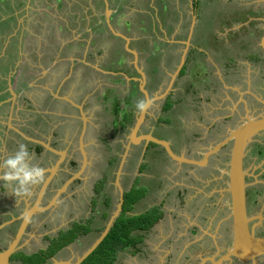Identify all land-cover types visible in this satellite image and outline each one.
<instances>
[{
	"label": "rangeland",
	"instance_id": "1",
	"mask_svg": "<svg viewBox=\"0 0 264 264\" xmlns=\"http://www.w3.org/2000/svg\"><path fill=\"white\" fill-rule=\"evenodd\" d=\"M54 1L56 0H34V6H31L32 9L28 8L25 11L24 7H22L21 16H19L20 18L16 21L19 28L25 30V33L23 32V47L24 51L28 52V56L23 57L24 62H32L34 64L47 61L49 63L50 58L48 56V59L43 57L40 59L42 61H37L36 57L30 55V52H32L30 50H32L33 47H36V44L38 43V41L35 40V35L37 34L43 39L50 40L49 37L54 30L56 31L60 26L68 25L70 23L69 16L71 19L79 17L85 18V14L89 13L87 10L88 8H85L86 6H83L84 8L80 7V0H67V3H60L59 8H57L56 5H53ZM184 4L185 3H183V5ZM178 5L170 6L166 12H164L166 9L161 10L163 15H160V17L166 15L168 25L166 27L163 26L166 31L161 35L158 34V37H162L166 41V44L161 45V48L156 53L157 56L147 57V54L141 56L139 58V65L142 69L144 68L146 71H149L150 79L148 85L152 88L148 91L153 99V104L148 109V113L150 114L149 117L150 120L152 119V122H156L157 120L161 123L157 125L159 129L157 134L161 138H172L175 142L181 141L182 146L177 148V152L180 154H187L199 158L208 148L219 143L223 138L222 134H225L220 133V135H218L217 133H213V131L210 132L208 129V125L212 126L217 122V119H220V111L217 110V107L222 108L221 103L226 101V104H224L228 111V113L226 112V117L232 115L233 111L237 108L238 111L241 110L240 105L237 106L240 104L239 99H242L245 104L248 102H250V104L255 103L253 99H248L250 97L242 98L243 92L240 93L241 97L239 98L238 93L241 91L240 86L247 85L250 87L251 85V87H253L252 91L257 92L256 97L262 102L264 101V82L263 84H259L260 87L256 89V83L254 81L251 83L250 76L246 75L247 79L244 77L237 78L227 76L229 72L235 70L232 69L235 67L239 73L245 76L244 72L241 70L244 69V64L247 65L248 69L258 67L257 64H259V62L254 61L253 59L251 67V60H248V55L253 53L257 54L255 47L257 48L259 40L258 35L261 36L263 34L262 26H264V24L261 22L262 20L264 21V0H195V7H197V9L195 10L194 15L197 16L198 23L195 29L196 34L190 39V46L186 48L185 55L194 63L197 56L196 54L199 52V50H196V46H198L200 49L207 52V65L210 69L207 72L206 64H203V60L206 58L203 54H199L200 60L198 61L200 62H198L199 64L197 63L198 67L196 72L191 73L192 70L188 71L186 73L188 75H184L181 79L183 82H176L174 86L176 89L172 95V102L176 99L180 102H177L175 105L172 104L171 109L164 112L163 105L166 100H163V93L169 84L170 75L175 72L183 56L181 55V52L185 46L183 42V45L179 42H185L187 40L188 31L191 25V16H186L184 18L181 5H179V7ZM139 11L141 10H139L137 4H133V6L129 8L128 16L126 18L131 22L134 20L138 21L137 12ZM183 11L186 12L187 10L183 9ZM6 15L10 16L8 13ZM24 15H27L26 17L30 19L26 20L23 26L21 18ZM139 16L141 20L143 16ZM180 16L184 19V22H186V25L184 24L182 29H180L181 26H178L180 25ZM12 23L14 24V21H12ZM17 23L15 22V24ZM241 23H244L245 26L237 33H227V31H229L228 29L238 28ZM224 24H226V40H219V37L224 35V31L220 29ZM15 27L16 25H14L13 28ZM75 27H77V25ZM87 27L91 28L86 25L85 28ZM176 29H178L177 34H175ZM182 30L184 32H182ZM21 31L17 32V37H20ZM136 34L137 32L135 29L130 31V35H133L134 37ZM163 35L165 37H163ZM250 35L254 36L250 38ZM76 38H78V35H76ZM71 40H73V38H71ZM17 42L20 43V41ZM75 42L78 43V41ZM101 42L102 41L97 42L96 45L93 46V50L106 46L107 42ZM152 45L158 48L159 43L154 40V44ZM114 46L119 49L116 43ZM213 49H217L219 52H213ZM102 50L106 52L107 48L104 47ZM230 54L239 56L236 58L237 61L233 62L231 65L227 64V57ZM70 56L78 57L79 54L71 51ZM216 56L217 58H215ZM8 57L9 56L2 57V60L0 59V65L5 61H8ZM92 58L93 60L95 58L100 59L99 61L102 63L100 56L89 57L91 62H93ZM65 62L67 61L65 60ZM43 64L47 65L46 62ZM57 66H54L52 67L53 69L49 70L58 69L59 67ZM154 66H156L159 71L155 72ZM128 67L134 69L132 64H129ZM24 69L27 76L34 75L31 68L24 67ZM57 72L58 71H56V73ZM80 74L79 69L78 75ZM38 75L40 74H37L36 77ZM135 77L140 78L139 76ZM210 80L213 82L223 81L225 84L226 98H223V100L219 102L220 104H216V97H214L212 103H204V101L208 99L205 90L209 88L210 83L208 82ZM46 82L48 83L46 77H40L36 84L45 85L47 84ZM114 85L118 89L117 92L114 89H110L114 87ZM21 86L22 87H19V89L17 88L16 91V93L19 92L18 97L16 98L17 103L20 104L23 102L24 107L27 109V101H24L26 99L22 98V95H25L26 97H29L30 101L32 100L31 104L36 109H27L22 113V128L24 132L27 131L32 134L40 131L39 133L42 136H40L39 139L36 137H33V139L39 140L48 145V134L53 129V126L45 124L46 121L43 116L47 119H50V117L45 115L42 111L52 110L54 107L58 110L59 107L58 105H53V102H50L49 104L47 100L48 96H42L41 92L37 90L39 88L35 87L34 84L31 86L30 82L28 83V81H25ZM94 86L97 90L93 102L96 110L95 108L93 109V105H85L86 112L89 114L88 119H86L85 122L89 123L92 121V124H89L90 126L88 127L90 132L85 137L84 146L86 147L83 148V151L89 159V164L86 163L83 171L80 172L83 162L80 152L76 149L74 151V156L78 165L70 169L65 168L67 173L62 172L63 174L61 172L60 174L58 173V165L54 172L56 177H61L56 188H58L63 182L72 178L73 174L79 172V178L76 179L83 180L84 184L87 185L86 192L82 193L83 195H79L78 192L80 188H82V184L80 185V182L75 179L76 181L74 180L75 182H71L65 192L60 195L58 194L56 197L57 200L54 198L56 195L55 192H57L62 185L55 191L52 189L50 193H46V202L43 204L42 201V206L46 205L48 202L50 205L47 208H44L41 212L52 207H54V209L60 207L62 210L64 209V211L60 212L58 210H51L46 216H43L45 213L34 215L24 237L22 238V243H24L23 246H28L27 250L29 251H37V249L46 248L50 243V240L46 239L47 236L57 234L60 228L67 229L71 227L74 222L87 223L89 220H93L94 223L92 226L94 229V235L92 239L95 236V239L93 240L95 241L99 237L101 233L95 232V228L103 226L105 229L108 220L105 221L100 219L101 214L104 212V207L101 205L100 199H92L93 195L96 196L92 191L93 183H97L99 181L98 179H103L108 175V183L106 186H103L102 189V198L104 196H112L113 199H116V201L118 200L117 187L115 186L114 188L112 183L116 178V172L121 163L120 155L122 156L125 153L124 145H126L127 142L124 141L130 131L129 128L133 125L129 126L126 130L118 132L115 130L114 126L116 125L117 129H121L120 125L122 121L120 118L115 121V116H113L112 112H109L108 109L110 108L113 110L118 107L120 113L124 111L125 101L128 99L126 96L130 94L132 83L126 80L122 86L117 82L113 75L101 73L95 79ZM188 86L190 89H187ZM136 87H138V85ZM67 89L69 90V86ZM228 90L236 91L237 96L228 94ZM87 91L88 93L93 92L92 90L89 91V88ZM198 91L200 93L197 94ZM0 97H9L7 98V100H9L11 95L3 92L0 94ZM141 97L144 96L140 90L138 98ZM100 98H103V101L100 100ZM40 105L43 109L39 108ZM60 107L62 106L60 105ZM195 108L199 110V113L198 111H195ZM9 109L10 107L8 106H2L0 107V113H2V115L5 114L4 116H8V113H10ZM37 110L43 114L40 113L38 116ZM221 110L223 111V108ZM89 111L92 112V115H90ZM86 112L84 113L85 117ZM76 113H79L76 109L71 111V114L73 115H76ZM4 116L3 119L5 120ZM125 116L129 117L128 114ZM201 116H203L202 119ZM55 118V125L58 127L55 131L65 133L63 128L64 124H66L64 127L71 128L69 126L71 123L65 121L63 116ZM15 121L19 122L18 116H15ZM73 123L76 125L75 127L77 130L81 128V124L78 121ZM237 125L235 119L226 122V136L229 131L233 130ZM139 130V133L144 134L146 132V130L143 129ZM0 134H2V131H0ZM58 138L59 137H55L54 140L57 141ZM63 139L68 140L66 137H63ZM76 139L77 138H74L72 141ZM129 150L131 151V149ZM132 151V160L128 162L127 166H125L126 169L125 167L123 168L124 175L120 179L121 186L126 190L130 188L131 183L134 180V175L139 168L138 165L142 162L141 164H144L145 167L141 170V175L138 177L139 181L137 180V182L146 189L145 196L135 205L132 215L140 214L147 209L152 208L154 204H160L164 210L165 219L154 226L148 234L147 241H145L143 247V252L145 254L135 255L133 252L120 253L116 264H250L236 261L232 257L228 259L224 257L227 255L228 249L232 243L228 215L229 199L227 194L225 195L224 193L227 187L226 169L229 162V147L223 150V153L212 156L209 164L207 163V167H202L204 169L202 170L203 173L198 170V167H189L185 165L179 166L175 161H171V165H168L169 167H167L164 164H160V160L158 162L157 159L154 161L152 158L148 160L141 158L140 160L142 148L139 146L133 148ZM247 154L245 169L247 172V183L250 187L248 190V212L249 217L251 218L250 225L254 228L256 234L261 235L264 233V191L261 195H254V191L256 189L264 190V134L248 145ZM33 158L37 161L34 163L45 167L46 179L50 177L51 170L57 163V158L53 157L52 154H46L45 159L43 157L39 159V156ZM113 159H115L116 162L110 164V161ZM0 160L2 159L0 158ZM164 172L165 174H163ZM206 172L215 176L214 181H219L218 183L220 187H218L216 183L210 185V183L206 184L204 180L203 182L200 181L202 179L201 176L206 174ZM43 184L37 185L33 188L30 195L32 197L31 199L29 196L22 197L26 203H23L20 200L21 197L15 198L14 194H7L4 189L0 188V238L3 237L2 240H0V250L5 249L10 244L13 237L11 240H7L6 238L8 236L6 237V234L9 235L8 231L12 228L13 232H16L18 224H15V222L22 218L26 208L34 205L36 195L40 192ZM256 184H259L262 187L255 188L254 186H256ZM195 191L197 193H195ZM178 192L183 194L182 198L177 195ZM201 193L205 195L203 198ZM195 198L197 200H195ZM1 205L4 209L1 208ZM207 205L209 206L208 212L204 208V206ZM225 208L226 213L224 214L223 209ZM197 226L203 228V233L201 231L200 233H195L193 235L194 238H192L189 230ZM224 226L226 227V233L222 232ZM3 234H5V236H3ZM88 242V238H86V240L81 239L79 243L83 246L80 244H73L70 246L69 250L61 252L57 257H61L60 259L63 261L72 260V263H74L93 243ZM254 264H264V258H258Z\"/></svg>",
	"mask_w": 264,
	"mask_h": 264
},
{
	"label": "crops",
	"instance_id": "2",
	"mask_svg": "<svg viewBox=\"0 0 264 264\" xmlns=\"http://www.w3.org/2000/svg\"><path fill=\"white\" fill-rule=\"evenodd\" d=\"M33 1L34 0H0V59L4 56H9L8 61H5L0 65V94L5 92L11 95L9 100H7L9 97H0V107H10V113H8V116H4L5 114L2 115V113H0V131H2V134H0L1 159L14 152L18 143L20 142L25 144L27 143L26 145L29 147V150L32 151L33 157H42L44 154H52L53 157H56L55 154H53L51 150L44 147L43 144L34 143L28 141L25 138V136H27L30 138L36 137L39 139L40 136H42L39 133L40 131L32 134L27 131L24 132L22 128V113L27 109L36 110L31 104L32 100L30 101L29 97H26L25 95H22V98L26 100H22L27 101V109L24 107L23 102L19 104L16 101V98L19 94V92L16 93L17 88H21V85H23L25 81H28V83L30 82L31 86L34 84L35 87L39 88L37 90L41 92L42 96L47 95L49 104L50 102H53V105H58L59 107L58 110H56L54 107L52 110L42 111L45 113V115L50 117V119H47L45 116H43L46 121L45 124L53 126V129L48 134V146L52 149H55L56 151L67 154L68 148L73 145V143L76 146L77 142L76 148L78 151H80L81 158H83L82 152L83 148L86 146L81 144V137H84L85 142L87 126L88 124H92V121L89 123L85 122L89 115L86 112L85 105H93V109L95 108L96 110V107H94L95 104H93V102L97 91L94 86L97 76L101 73L113 75L117 82L122 86L126 80H128L132 83L130 91L134 89V86L138 85L139 89L137 87V90L140 92V80L143 79V77L140 75V71H142L144 73V77L146 78L144 88L147 91L150 90L152 87L148 85L150 79L149 71H146L144 68L142 69L140 67L139 58L146 54L147 57L157 56V54L154 52V46L152 45L154 44V40H156L157 43L165 42L164 44H166V41L162 37H158V34L161 35L164 31H166L164 30L163 26L166 27L168 25L166 15L160 17V15H163L161 10L166 9L164 10V12H166L170 6L172 7L179 4L182 8L183 17L185 18L186 16H191V25L188 31L187 40L185 42H179L180 44L183 42L185 46L181 52V55H184L186 48L190 46V44L187 45L186 42L190 43V39L195 36V29L198 23L197 16L194 15L195 10L197 9V7H195V0H80V7L84 8L83 6H86L85 8H88L87 10L89 13H86L85 10V13L87 14H85V18L79 17L71 19L69 16L70 23L68 25L60 26L56 31L54 30L52 35L49 37L50 40L43 39L40 35H35V40H37L38 43L36 44V47H33V49L30 50L32 51L30 52V55L36 57L37 61H42L40 59L43 57L47 58L48 56L50 61L49 63L47 61H42L43 63L46 62L47 65H44L42 62L33 64L32 62L29 63L23 61V57L28 56V52L24 51L23 47L25 30L23 28V30L20 29L16 21L20 18L19 16H21L22 7H24L25 11L28 8L32 9L31 6H34L35 3ZM67 2V0H56L54 1L53 5H56V7L59 8L60 3L64 4ZM183 3L185 4L183 5ZM133 4H137L139 10L141 11L137 12L138 21L134 20L131 22L126 17L128 16L129 8H131ZM183 9H186L187 11L184 12ZM7 13L10 16H7ZM139 15L143 16L141 18L142 21L140 20ZM26 16L24 15L21 18L23 26L26 20L30 19ZM12 21H14V24ZM15 22L17 24H15ZM179 23L180 25L178 26H181L180 29H182L184 24L186 25V22H184V19L181 16ZM14 25H16L15 28H13ZM76 25L77 27H75ZM86 25L91 28H85ZM132 29H135L137 32L135 37L130 35V31ZM220 29L222 31L226 30V24H224L223 27H220ZM18 31H21L20 37H17ZM182 32L184 31L182 30ZM177 33L178 29L175 30V34ZM75 34L78 35V38H76ZM163 37L165 36L163 35ZM71 38H73V40H71ZM17 41H20V43ZM75 41H78V43ZM99 41H102L101 43H103V41L107 42L106 46H104L107 48L106 52L102 50L104 47L93 50V46ZM115 43L118 45L119 49L114 46ZM197 47L198 46H196V50ZM71 51L78 53L79 56H70ZM214 51L219 52L217 49H213V52ZM95 56H100L102 63H100V59L97 58L94 60L92 58L93 62H91V59L89 60V57L91 58ZM215 58H217V56ZM65 60L67 62H65ZM129 64H132L134 69H130L128 67ZM54 66L59 68L55 70H49L53 69L52 67ZM24 67L31 68L34 75L27 76L26 71L24 72ZM79 69L81 73L80 75H78ZM56 71L58 72L56 73ZM37 74L40 75L36 77ZM135 76H139L140 78ZM40 77H46L48 83L46 82L47 84L45 85L36 84ZM177 80L178 77L175 79V81ZM68 86L69 90L67 89ZM88 88L89 91L92 90L93 92L88 93ZM110 89H114L116 92L118 91L115 85ZM148 93L150 94L149 91ZM100 100L103 101V98H100ZM60 105L62 107H60ZM39 108L43 109L41 105ZM69 108L72 110H69ZM74 109L78 110L79 113H76V115L71 114V111ZM42 112L38 111L37 115L39 116L40 113L43 114ZM85 112L86 117L84 114ZM89 113L92 115L91 111H89ZM137 115L138 113L134 109L135 118ZM3 116L5 117V120L3 119ZM15 116H18L19 122L15 121ZM61 116L64 117L65 121H67V119H79L82 121L83 124L80 132L65 131V133H63L55 131V129L58 128L55 125V117L60 118ZM84 126L85 133H82ZM132 128L133 127L129 128L130 131ZM130 133H128L124 141L127 142L126 144H129L130 142ZM55 137H59L57 141L54 140ZM63 137H66L68 140L63 139ZM74 138H77L75 142L72 141ZM132 146L136 148L139 145L132 144L131 147ZM36 147L41 148L40 150L42 152H39L38 150L36 151ZM141 155L140 160L142 158ZM65 158L62 160V162L65 160ZM35 160L36 159L33 158L32 162H37ZM48 186L42 197L46 195ZM68 187L66 189H68ZM38 194L39 193L36 195V200L38 199ZM29 198L31 199L32 197L29 196ZM20 200L23 203L25 202L22 197ZM69 248L70 247H67L66 249L69 250ZM60 258L61 257L57 259L61 260Z\"/></svg>",
	"mask_w": 264,
	"mask_h": 264
},
{
	"label": "water",
	"instance_id": "3",
	"mask_svg": "<svg viewBox=\"0 0 264 264\" xmlns=\"http://www.w3.org/2000/svg\"><path fill=\"white\" fill-rule=\"evenodd\" d=\"M186 44L189 45V42H186ZM261 44L264 48V35L261 38ZM185 53L186 52H184L180 64L175 70V72L170 75L169 84L165 92L163 93L164 98L172 90V86L175 82V79L181 73V70L186 62ZM140 75L143 77V79L140 80L141 82L140 90L144 95V98L151 97L148 91L144 88L146 83V78L144 77V73L140 71ZM152 104L153 102L150 103L149 108L152 106ZM148 109L144 113L138 114L129 136L130 142L129 144L124 145L125 153L124 155L121 156V163L116 172V178L114 181V185L117 187L118 190V200L107 222V225L105 226V229L103 230V232H101L99 237L91 244V246L88 249H86L74 263H72V260L62 261L53 258L51 264H81L86 258H88L96 250V248L103 242V240L109 234L110 230L114 226L115 221L120 216V213L123 210L124 190L121 186L120 179L123 174V167L126 161V156L128 155V151L132 144L140 145L142 142H146V144L151 142L153 144L163 147L167 152L168 156L173 161L179 164L186 163L196 166H206L212 155L218 153L225 145L231 143L232 145L229 151V162L227 164V169H226L227 187L225 191L229 199V220H230V231H231L230 234L232 238V243L230 248L228 249L227 255L224 257L226 259L232 257L236 261L250 263V264H254L258 258H263L264 236L257 235L254 232V228H252L250 225L251 218L249 217V212H248V197H247V189L249 184L247 183V172L246 169L244 168V159L247 153V147L249 143H251L252 139L256 135L264 132V114H259L255 117L248 115L246 118L247 120L244 123L235 127L233 130L229 131L228 135L224 140L217 143L215 146H212L211 148L207 149L206 152L203 154V159L197 161L194 159L186 158L183 155H177L176 153H174L168 141L156 138L151 134L137 135L142 123L144 122L145 115L148 113ZM82 133H85V126ZM25 138L28 141L43 144V146L51 150L53 154L58 155L60 159L57 161L55 167H53L52 170L50 169L51 175L44 182L38 194V199L35 201L34 205L30 208H27L24 211V215L22 216L20 227L18 228L15 236L12 238L10 244L5 249H2L0 251V264H13L11 261V257L13 256L14 253L18 251L19 242L22 240L26 232V229L31 222L32 217L37 212H41L44 210V208L40 206L42 195L46 190L48 184L52 180V178L55 176L54 172L57 166L61 164L62 160L66 156V153L56 151L55 149L50 148L47 144L39 140L27 136H25ZM81 144L84 145V137H81ZM82 157H83L82 158L83 165L81 167L80 172L83 171L84 165L88 163V158L84 151L82 152ZM78 174L80 173L78 172L76 174H73V177L62 185V187L56 192V195L54 197L55 199L58 196V194L60 195L66 190V188L71 184V182H73L76 178L77 179L79 178Z\"/></svg>",
	"mask_w": 264,
	"mask_h": 264
},
{
	"label": "flooded vegetation",
	"instance_id": "4",
	"mask_svg": "<svg viewBox=\"0 0 264 264\" xmlns=\"http://www.w3.org/2000/svg\"><path fill=\"white\" fill-rule=\"evenodd\" d=\"M261 23H263L264 24V21L262 20V22ZM245 25H244V23H241L240 24V26L238 27V28H230V29H228L229 31H227V33L229 34V32L232 34V33H237L241 28H243ZM262 31H263V34L261 35V36H259L258 35V43H257V48L255 47V50H257V54H255V53H253V54H249L248 55V60H251V63H250V65L252 64V59L254 60V61H257V62H259V64H257V68L255 67V68H250V69H248L247 68V65L246 64H244L243 66H244V69H241L243 72H244V75L245 76H243L241 73H239V71L237 70V68L235 67V68H232V69H235V70H232L231 72H229L228 73V77H237V78H241V77H244L245 79H247V77H246V75L247 76H250V81H251V83L254 81L256 84V89H258L260 86H259V84H263V82H264V48H263V46H262V44H261V38L263 37V35H264V26H262ZM226 30H224V35H222V37H219V40L220 39H225L226 40ZM254 35H250V38L251 37H253ZM257 37V36H256ZM239 38V37H238ZM218 39V38H217ZM197 50H199V52H198V54H196L197 56H196V59H195V61H194V63H193V65H194V72H196V69H197V67H198V62H200V61H198V60H200L199 59V54H203L204 56H205V60H203V64H206V69H207V72L209 71V69H210V67L207 65V63H208V54H207V52H205L204 50H202V49H200L199 47H197ZM239 56H237V55H235L234 54V62L235 61H237V59L236 58H238ZM187 58H188V56L186 57V60H187ZM186 63V62H185ZM198 63V64H197ZM197 64V65H196ZM231 65V64H230ZM254 65V64H253ZM250 67V66H249ZM251 67H252V65H251ZM247 73V74H246ZM224 74V75H225ZM239 75V76H238ZM178 78H179V76H178ZM217 78H218V76H217ZM253 78V79H252ZM236 79V78H235ZM178 81V80H177ZM177 81H175L174 82V84H173V86H172V90L165 96V98L163 99L164 101L170 96V94L171 93H173L174 92V90L176 89L174 86H175V84H176V82ZM237 82H240V81H237ZM208 83H210V85H209V88H207L206 90H205V92L207 93V96H208V99H204L205 101H204V103H206V104H208V103H212L213 102V100H214V97H216V104L217 103H219L221 100H223V98H226V87H225V84L223 83V81H216V82H213V81H209ZM216 86H217V88H218V90H217V88H216ZM221 88V89H220ZM230 88V87H229ZM252 89H253V87H251V85H250V87L249 86H247V85H243L242 87L240 86V92L238 93V95H239V98L241 97V92H243V95H242V98H247V97H250V98H248L249 100H251V99H253L254 101H255V103H253V104H250V102H248L247 104H245L244 102H243V100L242 99H239L240 100V104H238L237 106H239L240 105V107H241V110L240 111H238V108L235 110V111H233V113H232V115H228L227 117H226V112L228 113V111L226 110V105H224V104H226V101L225 102H223V103H221L222 104V108H223V111L221 110L222 108H220V107H217V110L218 111H220V119H217L216 121V123L215 124H213L212 126L211 125H208V129L210 130V132H212L213 131V133H217L218 135H220V133H225V134H222V136H223V138L221 139V141L222 140H224L225 138H226V122H228V121H231L232 119H235L236 121H237V126H239V125H241L242 123H244L247 119V116L248 115H251V116H257V115H259V114H264V101L262 102L261 100H259L257 97H256V95H257V92L256 91H252ZM198 93H200L199 91L197 92V94ZM228 94H230V95H232V96H237V92L236 91H229L228 90ZM130 96H131V100L130 99H127L126 101H125V105H124V107H125V111H123L122 113L123 114H121L120 116H119V118L122 120L124 117H125V115L126 114H130V113H133L134 114V107H133V105H134V101L136 100V98L138 99V97H135L134 95H131V94H129ZM210 95V96H209ZM212 97V98H211ZM220 99V100H219ZM162 101V100H161ZM214 103H215V101H214ZM220 104V103H219ZM202 105V104H201ZM117 108V107H116ZM199 108V107H198ZM108 109V108H107ZM106 109V110H107ZM69 110H71L70 108H69ZM109 110V112H112V115L114 116H116L117 117V115L115 114V112H114V109L112 110V109H108ZM198 113H199V110H198ZM139 114V113H138ZM229 114H231V113H229ZM138 116V115H137ZM137 116H136V118H137ZM150 114L149 113H147L146 115H145V119H144V122L142 123V125H141V127H140V129L142 130H146V132L144 133V134H151L152 136H154V137H156V138H159V139H162V140H165V141H168L169 143H170V146H171V149H172V151L174 152V153H176L177 155H183V156H185L186 158H189V159H194V160H197V161H200V160H202L203 159V155H201L199 158H196V156L195 157H192L191 155H187V154H180L179 152H177V148L179 147V146H182V142L181 141H177V142H175V140L174 139H172V138H169V139H167V138H161L157 133H158V126L157 125H159V124H161L160 122H158L157 120H156V122H152L151 120H150ZM136 118H135V121H136ZM203 118V116H201V119ZM72 121V122H71ZM76 121H78L80 124H81V128H79V130H77L76 129V125H74V123L73 122H76ZM234 121V120H233ZM67 122H69V123H71V124H69V126L71 127V128H69V127H64V126H66V124H64L63 125V128H64V130L65 131H70V132H75V131H79L80 132V130L82 129V124H83V122L82 121H80L79 119L78 120H74V119H67ZM90 125L88 124V126H87V132H86V134H88L90 131L88 130V127H89ZM236 126V127H237ZM115 127V130H117L118 132H121V130L120 129H117L116 128V125L114 126ZM149 127V128H148ZM205 130V129H204ZM140 131V130H139ZM206 131V130H205ZM131 131H129V133H130ZM141 134H143V133H139L138 132V135H141ZM262 134H264V132H262V133H260V134H258V135H256L253 139H252V141L251 142H253V141H255V140H257V138L258 137H260ZM225 135V136H224ZM220 141V142H221ZM74 142H75V140H74ZM153 143H151V142H149L148 144H146V142H142L141 143V145H142V155H141V157L144 159V160H148V159H150V158H152L154 161L157 159V161L159 162V160H160V164H164V165H166L167 167H169L168 165H171L170 163H171V161H173L169 156H168V154H167V152L165 151V149L163 148V147H161V146H159V145H152ZM250 144V143H249ZM231 143H229V144H227V145H225L218 153H216V154H214V155H219V154H221V153H223V150H225V149H227L228 147L230 148L231 147ZM121 146H122V144H121ZM77 147V142H76V146H75V144L73 143V145H71L69 148H68V153L66 154L67 156H66V158H65V160L63 161V162H61V164L59 165V169H58V173L60 174V172L62 173H67L66 172V170H65V168H68V169H70V168H74V166H73V164L75 163L76 164V166L78 165V163H77V161L75 160V156H74V154H75V150L77 149L76 148ZM139 147H140V145H139ZM66 148V147H65ZM133 148H134V146H132L130 149H131V151L129 150V152H130V154H129V152H128V155L126 156V161H125V163H124V167L125 166H127V164H128V162L129 161H131L132 160V156H131V154H132V150H133ZM137 148V147H136ZM209 149V148H208ZM80 152V151H79ZM206 152V151H205ZM159 153V154H158ZM160 153H161V155H160ZM204 153V152H203ZM49 155V154H48ZM214 155H212V156H214ZM56 156V158H57V160H56V162L60 159V157L58 156V155H55ZM212 156L210 157V159L212 158ZM247 156H248V154L246 153V156H245V159H244V168H245V163H246V159H247ZM44 159H45V157L44 156H42ZM42 157H39V158H42ZM210 159H209V161H208V164H209V162H210ZM120 160H121V155H120ZM120 162V161H119ZM147 162V161H146ZM169 162V163H168ZM142 163V162H141ZM141 163H139V165H138V169H137V173L134 175V180H133V182L131 183V186H130V188L132 187V185L136 182V180H137V178L138 177H140V175H141ZM219 163L221 164V162L219 161ZM88 164H89V159H88ZM176 164L177 165H179V166H183V165H185V166H189V167H198L199 169V171H201V173H203V171L202 170H204L203 168H205V167H207V165L206 166H196V165H192V164H186V163H181V164H179V163H177L176 162ZM160 166V165H159ZM165 166V167H166ZM123 167V168H124ZM164 167V168H165ZM203 167V168H202ZM163 168V169H164ZM125 169H126V167H125ZM181 169V168H180ZM80 170H81V168H80ZM62 173V174H63ZM163 174H165V172L163 173ZM83 175H85V174H83ZM115 175V174H114ZM123 175H124V173L122 174V176H121V178L123 177ZM61 177L59 176V177H56V176H54L53 177V179L50 181V184H49V186H48V190H47V192L46 193H50V191L53 189V191H55L56 189H58V188H56V185L60 182L59 181V179H60ZM201 182H203V180L206 182V184L208 183H210V185L211 184H215L216 183V185L218 186V187H220V185H219V181H214V178H215V176H213V175H211V173H208V172H206V174H204V175H202L201 176ZM61 180V179H60ZM77 180V179H76ZM75 180V181H76ZM98 180H100V179H98ZM64 181V180H63ZM74 181V182H75ZM77 181H79L80 182V185L82 184V188H80V190H79V195H81L82 193H84V192H86V188H87V185L86 184H84V182H83V180H77ZM115 181V180H114ZM66 182V181H65ZM200 182V183H201ZM64 183V182H63ZM62 183V184H63ZM98 183V182H97ZM97 183H93V187H92V191H93V193H95V195L96 196H98V194L95 192V190H96V185H97ZM107 183H108V181H107ZM107 183H106V185H107ZM120 183H121V181H120ZM61 184V185H62ZM60 185V186H61ZM105 185V186H106ZM112 185L114 186V188H115V185H114V182L112 183ZM59 186V187H60ZM255 188H257V187H262L261 185H259V184H256V186H254ZM123 188V187H122ZM129 188V189H130ZM249 186H248V189H247V197H248V190H249ZM129 189H127V190H129ZM123 190H124V194H125V191H127L126 189H124L123 188ZM263 191L264 190H262L261 191V193L260 194H258V195H261V194H263ZM56 193V192H55ZM195 193H197L196 191H195ZM225 193V195H226V191L224 192ZM54 195V194H53ZM83 195V194H82ZM101 195H102V192L100 193V195L98 196V197H96V196H94L93 195V197H92V199H95V198H99L100 199V202L103 200V198L101 197ZM177 195L180 197V198H182V196H183V194L181 193V192H178L177 193ZM201 196H202V198H203V196H205V195H203L202 193H201ZM46 197H47V194L44 196V197H42V200H41V202H40V206L42 207V208H47L49 205H50V203L48 202L46 205H44V206H42V201H43V204L46 202L45 200H46ZM195 200H197L196 198H195ZM157 204H154V206H156ZM153 206V207H154ZM159 206H161V208H162V205H160L159 204ZM204 208L207 210V212L209 211L208 209H209V206L207 205V206H204ZM51 210H58V211H64V209L62 210V208H60V207H58V208H55L54 209V207H52V208H50V209H48V210H45L44 212H37L35 215H41V213H45V215H43V216H46L47 214H49L50 212H51ZM219 210H221V209H219ZM223 212H224V214L226 213V208L225 209H223ZM18 219V218H17ZM165 219V213H164V217L161 219V220H159L158 221V223L160 222V221H162V220H164ZM21 221H22V218H20L18 221H16L15 222V224H18V227H17V230H18V228L20 227V224H21ZM31 221H32V219H31ZM157 223V224H158ZM156 224V225H157ZM226 224V223H225ZM155 225V226H156ZM29 226V225H28ZM197 228H198V230H197ZM27 229H28V227H27ZM27 229H26V231H27ZM61 229V228H60ZM59 229V230H60ZM203 228H201V227H199V226H197V227H195V228H192L191 230H189L190 231V234L192 235V238H194L193 237V235L195 234V233H200V231L203 233V230H202ZM17 230H16V232L14 233L13 232V228L12 229H10L9 231H8V234L9 235H7L6 234V239L7 240H11V238L12 237H14L15 235L14 234H16L17 233ZM223 233H226V227L224 226V228H223V231H222ZM26 233V232H25ZM25 235V234H24ZM225 235V234H224ZM257 235H259V234H257ZM3 236H5V234H3ZM261 236H264V233H262L261 234ZM24 237V236H23ZM225 237H226V235H225ZM3 238V237H2ZM2 238H0V240H2ZM147 241V240H146ZM23 244L24 243H22V240L19 242V249H18V251L17 252H24V253H26V254H28V255H30V254H33V253H35V252H37V251H39V249H37V251L36 250H33V251H29V250H27V248H28V246H23ZM65 250H67V249H64V250H62V251H60V252H63V251H65ZM1 251V250H0ZM16 252V253H17ZM14 255H15V253L13 254V256L11 257V261H12V263L13 264H22L20 261H17V260H15L14 259ZM119 257V256H118ZM264 258V257H263ZM117 263V262H116ZM115 263V264H116ZM235 264V263H234Z\"/></svg>",
	"mask_w": 264,
	"mask_h": 264
},
{
	"label": "trees",
	"instance_id": "5",
	"mask_svg": "<svg viewBox=\"0 0 264 264\" xmlns=\"http://www.w3.org/2000/svg\"><path fill=\"white\" fill-rule=\"evenodd\" d=\"M158 43H159L158 48L154 46L155 54L157 53L161 45L164 44L160 42ZM233 62H234V55L230 54L227 57V64L230 65ZM190 70H192L191 73L194 72V65L193 62L190 60V58H187L186 63L184 64L181 70L177 83L178 82L182 83L183 80L181 79L183 78L184 75L185 76L188 75L186 73ZM154 71L155 72L159 71V69H157V67L154 66ZM187 89H190V87L188 86ZM130 94L134 95L135 97L139 96V91L137 90L136 86H134V89L130 91ZM172 95L173 93L170 94V96L166 99L163 105L164 112L170 110L172 104L175 105L177 102H180L178 99L172 102L173 101ZM126 97H128V99L131 98L130 95ZM195 111H198V109L195 108ZM114 112L117 115V117L114 115L116 121L117 119H119L120 114L123 113H120L118 107L114 109ZM121 121L122 122L120 125L121 126L120 130L123 131L126 130L129 126L134 125L135 116L133 113H130L129 117L125 116ZM40 149L41 148L36 147V151L38 150L40 152L41 151ZM115 162H116L115 159H113L110 161V164H114ZM73 166H76V164L74 163ZM141 166H142L141 170H143L145 165L142 164ZM107 177L108 175H106L103 179L101 178L96 185L95 192L98 194V196L102 192L103 186H105L107 183ZM137 180L139 181V178H137ZM137 180L129 190L125 191L123 210L120 213V216L115 221L114 226L110 230L109 234L106 236L103 242L96 248V250L88 258H86L81 264H115L116 262H118L119 254L125 252L126 253L133 252L135 255L136 254L143 255L144 253L143 247L147 239V236L151 232L153 227L158 223V221L164 217V210L161 208V206L156 205L140 214L132 215V211L135 209V205L146 194L145 187L139 185V182H137ZM261 191L262 189H256L254 191L255 193L254 195L260 194ZM115 203H116V199H113L112 196L103 197V200L101 201V205L104 207V212L103 214H101V218H100L101 220H105V221L109 220L111 213L114 210ZM1 208L4 209L2 205ZM93 223H94L93 220H89L87 223L74 222L71 227L67 229L62 228L57 232V234L52 236H47L46 239L50 240V243L47 245L46 248L39 249V251L30 255L24 252H17L14 255V259L20 261L22 264H51L52 259L56 257L60 251L64 250L66 247L70 245L80 244L79 241L81 239L86 240V238H88L89 239L88 243L94 242L93 240L95 239V236L92 239L94 234V229L92 226ZM103 230H104L103 226H100L99 228H95V232L98 233H101Z\"/></svg>",
	"mask_w": 264,
	"mask_h": 264
},
{
	"label": "clouds",
	"instance_id": "6",
	"mask_svg": "<svg viewBox=\"0 0 264 264\" xmlns=\"http://www.w3.org/2000/svg\"><path fill=\"white\" fill-rule=\"evenodd\" d=\"M151 102H153L152 97H141L134 101L133 107L137 113L142 114L149 108ZM32 161L33 153L29 147L23 142L18 143L14 152L0 160V188L7 194H14L15 198L30 196L33 188L46 180L45 168ZM54 258L59 260L57 256Z\"/></svg>",
	"mask_w": 264,
	"mask_h": 264
},
{
	"label": "bare ground",
	"instance_id": "7",
	"mask_svg": "<svg viewBox=\"0 0 264 264\" xmlns=\"http://www.w3.org/2000/svg\"><path fill=\"white\" fill-rule=\"evenodd\" d=\"M224 259V258H223Z\"/></svg>",
	"mask_w": 264,
	"mask_h": 264
}]
</instances>
